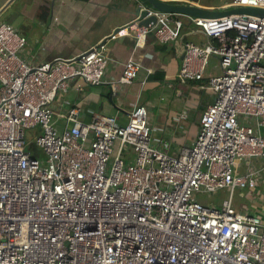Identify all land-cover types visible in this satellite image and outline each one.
<instances>
[{
  "label": "built area",
  "instance_id": "2783aa9c",
  "mask_svg": "<svg viewBox=\"0 0 264 264\" xmlns=\"http://www.w3.org/2000/svg\"><path fill=\"white\" fill-rule=\"evenodd\" d=\"M153 14L154 26L110 39L134 29L138 42L169 45L185 18L216 44H186L179 79L203 80L211 57L221 64L198 137L178 156L153 146L141 104L124 126L103 115L83 123L74 107L59 130L55 101L75 80L103 83L105 44L32 65L26 38L0 21V264H264V19ZM141 69L130 59L117 84ZM36 129L42 159L26 151ZM219 193V204L200 199Z\"/></svg>",
  "mask_w": 264,
  "mask_h": 264
},
{
  "label": "crops",
  "instance_id": "0c3cea01",
  "mask_svg": "<svg viewBox=\"0 0 264 264\" xmlns=\"http://www.w3.org/2000/svg\"><path fill=\"white\" fill-rule=\"evenodd\" d=\"M174 1L194 3L208 10L229 8L230 4L213 0ZM8 4L0 21L5 18L2 22L26 38L21 57L32 65L76 59L93 46H106L108 63L103 83L88 86L75 80L68 92L55 101L54 122L59 130L66 127V114L74 107L80 109L79 120L83 123L103 115L116 117L118 125L124 126L128 114L141 104L148 110L153 146L173 156L192 146L204 112L215 100L208 79L221 75L222 70L220 60L211 57L203 80L179 79L183 44H216L190 21L183 18L178 41L163 45L152 35L138 42L134 29L127 36L110 39L117 30L133 24L135 18L131 13L138 7L136 0H0V12ZM135 27V31L141 30L136 24ZM130 59L142 69L131 84H117Z\"/></svg>",
  "mask_w": 264,
  "mask_h": 264
},
{
  "label": "water",
  "instance_id": "95a60500",
  "mask_svg": "<svg viewBox=\"0 0 264 264\" xmlns=\"http://www.w3.org/2000/svg\"><path fill=\"white\" fill-rule=\"evenodd\" d=\"M138 7L131 15L135 18L132 25L139 28L154 26L157 22L156 16L149 15L153 13L176 14L180 16L200 19H217L230 15H247L251 17L264 19V9L250 7H229L219 10H208L194 3L178 2L174 0H136ZM0 12V17L6 8ZM128 26V27H130ZM118 31V30H117ZM116 33V32H115ZM104 43V42H103ZM184 49L186 44H183ZM184 58V55H183Z\"/></svg>",
  "mask_w": 264,
  "mask_h": 264
},
{
  "label": "rangeland",
  "instance_id": "374dc122",
  "mask_svg": "<svg viewBox=\"0 0 264 264\" xmlns=\"http://www.w3.org/2000/svg\"><path fill=\"white\" fill-rule=\"evenodd\" d=\"M203 1H208V0H203ZM214 2H217V3H231V1L233 0H213ZM2 21H6L5 18H2L1 19V22ZM38 132V130H33L31 132L28 133L27 135V149L26 151L31 153L33 157L35 158H38V159H42L44 158V154H43V151L41 149H39L36 145V141L35 140H32L33 136H35V134ZM225 196L222 195L221 193L217 194V195H214V196H207V195H202L200 197L201 201L203 202H214L216 204H219L222 199L224 198ZM241 201L244 202V199H241Z\"/></svg>",
  "mask_w": 264,
  "mask_h": 264
}]
</instances>
